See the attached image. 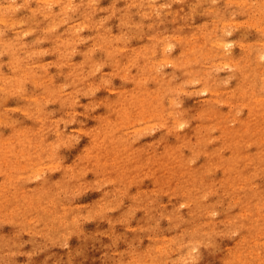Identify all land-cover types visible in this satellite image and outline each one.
Segmentation results:
<instances>
[{"label":"bare ground","instance_id":"1","mask_svg":"<svg viewBox=\"0 0 264 264\" xmlns=\"http://www.w3.org/2000/svg\"><path fill=\"white\" fill-rule=\"evenodd\" d=\"M226 1H231L239 10L247 13L256 27H262L258 22L264 21V0ZM127 3L136 6V12L140 14L155 9L158 13L173 14L177 21H181L184 16L185 8L182 7L175 11H164L163 0H120L121 5ZM104 10L96 0H0V53L7 54V60H2L6 71L0 72V88L9 89L20 97L17 110L25 115L22 123L11 126L9 135L0 137V209L9 211L10 219L21 226L34 225L40 234L51 232L50 236L53 237L54 233L64 232L62 227L70 224H66L65 220L67 209L59 206L55 194L60 191L65 181L55 177L56 171L77 172L84 176L85 171L96 166L89 160L92 155L100 158L101 170L92 167L100 181L127 183L131 188L126 191V196L134 197L131 206H121L124 210L132 211L140 201L142 212L152 211L154 206L163 205L169 211L178 208L181 213L179 219L196 221L201 215V208L214 204L218 193H231L234 189L236 192L232 196L236 198L235 218L228 221L239 222L237 230L240 236L233 241L235 246L231 252L222 259L225 264H264V216L255 211L254 198L258 196L259 189L252 184L250 174L259 169L258 163L264 161V114L258 115L264 113V106H256L257 102L264 101L258 91V87L264 84V72L258 71L261 64L248 67L247 62H244L246 56L252 57L248 60H254L256 54L248 51L246 44L225 36V31L220 26L226 21L225 16L204 18L199 23L185 18L178 22L179 33L171 35L174 40L153 35L148 38L149 43H145L140 50L134 46L123 47L119 42H110L108 27L114 26L118 19L110 12L103 15ZM27 11L31 16H25ZM73 12L78 14L77 20L81 21L71 25ZM119 22L130 23L122 17ZM26 32H38L39 39L44 44L51 45L45 48L51 57L56 56L61 48L73 53L74 59L69 61L55 58L49 62L56 69V82L42 79L44 72L39 73L30 62H24L25 52L19 42V34ZM73 42H77L80 48L72 51L74 47L68 45ZM66 44L67 47H64ZM178 44L181 45L182 54L171 56L168 50ZM235 46L238 53L233 55L231 49ZM91 58H100V65H93ZM222 60L226 64H219ZM158 61L178 65L188 77L187 81L200 79L201 86L197 92L204 94V103L199 113L201 123L198 125L192 124L187 128V120L179 119L175 107H167L162 115L160 110H156L164 122L167 121L166 116H170L167 131L176 134V141L165 143L163 150L169 151L178 163L174 170L168 169L170 171L165 173L158 165L157 157L153 156V145L134 147L138 151L122 146L123 151L120 154L115 149L117 141L113 138L114 133L126 128L127 122L135 118L134 107L142 102V95L149 92L150 81L157 80L163 86V95L176 86L164 75L155 72L149 74ZM208 61L215 62L213 64L217 66L237 64L241 76L240 81L232 87L231 95L235 101L240 97V100L245 99L255 106L244 119V129L234 131L228 121L223 123L224 127L216 137L211 134L203 137L200 141L205 149L201 146L191 148L199 157L195 163H190L193 160L186 153V149L191 146L193 134L197 135L203 128L216 126L217 122L208 123L216 116L222 117V121L228 118L221 111L215 113L211 109L212 104L222 95V90L206 77ZM111 68L112 72L107 73ZM262 68L264 69V64ZM122 75L126 77L128 85L120 87L118 79ZM24 82L27 88H33L29 84L31 82L43 89L38 95L22 93L21 85ZM80 86L98 93L93 104L99 107H91L92 115L87 110L90 107L82 101L80 90L83 89ZM61 87L68 89L67 95L71 98L69 103L73 105V114L83 120L87 119L81 130L87 135L88 144L83 145L68 163H60L54 159L52 151L53 145L69 132H65L59 125L61 119H45L37 107L47 96L55 103L57 111L66 116L69 103L64 100L65 95L59 89ZM254 109L261 111L255 112ZM256 115L258 116L254 119ZM0 120L3 118L0 117ZM182 126L184 129L181 130ZM108 128L113 129L111 133H106ZM261 142L262 149L259 151ZM108 151L111 152L108 154ZM105 155L113 159L111 164L105 161ZM151 163H155V167ZM110 165L114 167L111 168ZM21 179L30 183L40 180L22 190L15 183ZM108 190L114 192L115 188L111 186ZM157 193L161 199L154 198ZM97 207L101 216L102 206L98 203ZM45 222L47 224L43 225ZM225 222L220 221V224ZM48 224L54 226L46 227ZM200 230L193 229L191 240H186L185 243L176 235L158 239L156 245H151L146 253L131 264H193L189 258L198 243L192 244V241L194 237L198 241ZM168 248L176 250V254L169 256L165 250Z\"/></svg>","mask_w":264,"mask_h":264},{"label":"rangeland","instance_id":"2","mask_svg":"<svg viewBox=\"0 0 264 264\" xmlns=\"http://www.w3.org/2000/svg\"><path fill=\"white\" fill-rule=\"evenodd\" d=\"M163 1H165V4H163L164 11L169 9L175 11L179 7L185 8L181 21L174 20L173 14L158 13L155 9L143 12V14L137 13L136 6L130 3L121 5L120 0H96V3L100 7L105 8L103 15L110 12L118 19L114 26L109 25L108 27L111 37L110 42H114V44L119 42L123 47L134 46L139 50L144 47L145 43H149L148 38L153 35L174 40L171 35L175 36L179 33L177 29L178 22H182L185 18L199 23L204 18L225 16L226 21L220 24L221 29L225 31V36L234 39L235 42L246 44L248 51L256 54L254 60H248L252 57H245L246 66L250 67L256 65V63L258 65L261 64L258 66V71L260 73L264 72L262 68L264 64L263 20L258 22V24H262V27L258 25L256 27L247 13L239 10L231 1L228 2L226 0ZM33 7L36 6L33 5ZM25 16H31L29 11H27ZM121 17L128 19L130 23L123 24L119 22ZM35 18L39 19V17ZM77 18L78 14L73 12L71 25L81 21L77 20ZM8 32L11 33L10 31ZM39 37L38 32L37 34L33 32L19 34V42L25 52L23 60L25 63L30 62L35 66L39 73L44 72L42 79L56 82L58 80L56 78V69L52 68L49 62L55 58L60 59V61H69L74 59V55L69 50L64 51L61 48L56 56L51 57L49 51L45 50L47 46L51 45L44 44ZM76 43H70L68 47H74L72 51H75L80 48L78 43ZM248 44H251V46H247ZM64 47H67V44ZM168 51L171 56H178V53L182 54L180 44L173 45ZM231 51L233 55L238 53L236 46ZM6 56L7 54L0 53V72L6 71V67L2 65V60H7ZM110 59L112 58L110 57ZM91 62L93 65H100V58L96 60L91 58ZM213 63L215 62L208 61L206 63V77L216 83L218 88L222 90V95L219 100L212 104L211 109L215 113L221 111L222 114L228 115V118L222 121V117L216 116L208 121L209 124H212L213 121L217 122L216 126L203 128L197 135L193 134L191 146L186 149V153L193 160L190 163L197 161L199 154L192 149L197 146L203 147V142L200 141L203 137L208 134L216 137L218 132L224 127L223 123L228 121L232 130L240 131L244 129L246 127L244 119L251 114L252 108L255 106L250 105L251 103H248L249 101L245 99L241 98V101L240 97L235 101V98L231 95L232 87L236 85L238 80L240 81L241 76L237 64L217 66ZM219 64L224 65L226 62L222 60ZM111 72L112 68L107 71V73ZM154 72L166 76L176 86L172 90H167L163 95V86L157 80L150 81L148 84L149 92H145L142 95L140 106L135 105L134 107L136 111L135 118L127 122L126 128L120 130L121 134L120 131L114 133L113 138L117 141L115 149L120 154L123 151L122 146L136 150L134 147H150L153 145V156L157 157V163L161 166L162 172L165 173L170 171L168 169L174 170L178 163L169 151L163 150V147H166L165 143L176 141V134L167 131L169 127L167 123H170L168 120H171L170 116H166L167 121L165 122L160 116L166 111L167 107H175L179 119L187 120L185 123L187 128L192 124L198 125L201 123L199 113L204 103L202 102L204 94L197 92L201 86V80L187 81L188 77L184 75L176 64H166L158 61L154 70L149 71V74H154ZM135 74L138 77V74ZM118 82L120 87L128 85L127 79L123 75L119 77ZM29 84L33 85V88H27L26 82L21 85L22 93L38 95L43 89L42 86L31 82ZM80 88L83 89L80 90L82 101L90 107L87 110L92 115L93 109L91 107H99L93 104L98 97V93L87 91L84 86H80ZM59 89H62V93L65 95L64 100L69 103L71 98L67 95L68 89H63V87ZM258 91L262 99H264V84L258 87ZM19 99L20 97L13 91L0 88V117L3 118V120H0V137L9 135L11 126L16 123H22L25 118V115L20 110H17L20 105ZM22 100L25 101L24 99ZM173 100L176 101L174 102ZM157 104L161 106L159 107ZM256 106L263 107L264 101L257 102ZM37 107L41 110L40 114L45 119H61L59 125H61L62 129L64 128L65 132H69V134L65 133L64 137L56 145H53L54 151H52V154L54 159L60 163L70 162L72 157L81 150V147L88 144L87 135L81 130V126L85 124L87 119L83 120L75 116L71 103L67 105L66 116L61 115L57 111L55 103L47 96L37 104ZM157 109L160 110L161 115H158ZM254 110L255 112L261 111ZM263 114L260 113L258 115ZM66 120L69 122H66ZM135 122L140 124L137 125ZM262 125H264V118L262 119ZM180 129H184V126ZM112 130V128H108L106 133H111ZM262 140H264V136H262ZM203 148L205 149V147ZM255 148L256 146H254ZM260 149H262V142L259 151ZM110 152L108 151V154ZM90 159L96 164V166L92 167L101 170L100 158H94L91 155ZM104 159L109 164L113 162V159H109L107 155L104 156ZM150 165L155 167V163ZM110 166L111 168L114 167ZM258 166L259 169L255 172H250V174L252 184L259 189L258 196L254 198L255 211L264 216V200H262V192H264V161L262 160L261 164L258 163ZM92 167L85 171L84 176H80L77 172L69 171L63 173L61 170L56 171L55 177L63 179L65 184L55 194V198L60 203L59 206L61 208L67 209L65 220L67 221L66 224L70 223L62 227L64 230L62 233H54L53 237L52 235L50 236L51 232L40 234L34 225L21 226L14 222L13 219H10L9 211L6 212L0 209V264H131L140 255L146 253L147 249L152 247L151 245H156L158 239L172 238L176 235L182 238L185 243L186 240H191L192 231L196 228L201 229L200 236H198L200 238H197L198 241H196L194 237L192 241V244L197 242L198 246L194 249L189 261L193 262V264H225L222 258L231 252V249L235 246L233 241L240 236V232L237 230L239 222L235 220L228 221L235 218L236 207L234 202L236 198L232 196L236 192L234 189H232L231 193L228 191L221 194L218 193L215 196L214 204H208L206 207L204 205L201 208V215L196 221H188L185 218L179 219L181 213L178 208H174V211H169L163 205L154 206L152 211L142 212L139 207L142 202L138 201V205L132 211L121 209L122 205H130L132 203L134 195L131 198L126 196V191L131 188L128 187L127 183L119 184L118 182H113L112 184L100 181L97 172L92 170ZM39 180L34 181L37 182ZM35 182L30 183L28 180L21 179L15 183H18L17 186L20 189L26 190L30 185H34ZM111 186L115 188L114 192H109L108 189ZM215 187L218 188V185ZM154 198L161 199V196L157 193ZM98 203L103 209L101 216L97 207ZM71 207H74V209L71 210ZM220 221L226 222L225 224H220ZM45 224L47 223H43V225ZM48 226L54 225L48 224L46 227ZM165 250L169 256L176 254V250L172 248Z\"/></svg>","mask_w":264,"mask_h":264}]
</instances>
